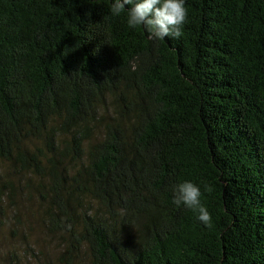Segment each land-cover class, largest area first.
Here are the masks:
<instances>
[{"label": "trees", "instance_id": "1", "mask_svg": "<svg viewBox=\"0 0 264 264\" xmlns=\"http://www.w3.org/2000/svg\"><path fill=\"white\" fill-rule=\"evenodd\" d=\"M114 2L0 0V264H264V0L163 40Z\"/></svg>", "mask_w": 264, "mask_h": 264}, {"label": "clouds", "instance_id": "2", "mask_svg": "<svg viewBox=\"0 0 264 264\" xmlns=\"http://www.w3.org/2000/svg\"><path fill=\"white\" fill-rule=\"evenodd\" d=\"M126 5H131L126 9ZM127 11V23L130 28L143 26L149 38L163 40L166 37L179 39L183 36V26L188 17L185 0H115L111 5V13L119 16ZM204 191H213L211 185L205 184ZM174 203L179 207L184 205L198 213V220L207 228L213 227L212 217L207 207L202 203L203 195L199 185L185 180L174 186ZM71 228V225H68Z\"/></svg>", "mask_w": 264, "mask_h": 264}, {"label": "rangeland", "instance_id": "3", "mask_svg": "<svg viewBox=\"0 0 264 264\" xmlns=\"http://www.w3.org/2000/svg\"><path fill=\"white\" fill-rule=\"evenodd\" d=\"M23 220L28 221L32 229V240L37 241L40 245L43 246L44 250L51 248V243L47 240L45 234L37 226V222L33 220L32 216L24 213ZM8 241H6L3 236H0V252L5 251L8 248Z\"/></svg>", "mask_w": 264, "mask_h": 264}]
</instances>
